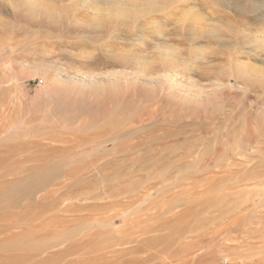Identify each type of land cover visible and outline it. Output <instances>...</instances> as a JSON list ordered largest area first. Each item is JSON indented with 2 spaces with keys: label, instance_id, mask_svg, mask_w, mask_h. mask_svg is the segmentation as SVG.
I'll use <instances>...</instances> for the list:
<instances>
[{
  "label": "rangeland",
  "instance_id": "rangeland-1",
  "mask_svg": "<svg viewBox=\"0 0 264 264\" xmlns=\"http://www.w3.org/2000/svg\"><path fill=\"white\" fill-rule=\"evenodd\" d=\"M95 233L264 264V0H0V264H88Z\"/></svg>",
  "mask_w": 264,
  "mask_h": 264
},
{
  "label": "bare ground",
  "instance_id": "bare-ground-1",
  "mask_svg": "<svg viewBox=\"0 0 264 264\" xmlns=\"http://www.w3.org/2000/svg\"><path fill=\"white\" fill-rule=\"evenodd\" d=\"M82 4V3H81ZM83 5V4H82ZM117 15H120V16H122L123 18H125L126 20L127 19H129V18H132L133 16H137V15H129V14H123V13H118ZM46 169V168H45ZM41 170V169H40ZM35 171V170H34ZM61 171V170H60ZM29 172V171H28ZM33 172V171H32ZM31 172V173H32ZM37 172H39V171H37ZM61 173V172H60ZM60 173H59V177H60ZM62 173H64V172H62ZM31 174H29V176H30ZM53 175H54V173H53ZM37 177H41V175H39V176H37ZM58 177V176H57ZM66 177V176H65ZM47 180V179H46ZM45 180V181H46ZM44 181V182H45ZM33 182V181H32ZM43 182V181H42ZM43 182V183H44ZM61 182V181H60ZM29 183V182H28ZM31 183V182H30ZM29 183V184H30ZM28 184V185H29ZM34 184V183H33ZM62 184V183H61ZM11 185V184H10ZM15 185V184H14ZM11 186H13V185H11ZM64 186H67V185H64ZM9 187L10 186H8V189H9ZM18 187H20V186H18ZM7 188V187H6ZM11 188V187H10ZM26 188V187H25ZM27 189V188H26ZM11 191H12V188H11ZM58 192V191H57ZM87 198H89V196H87ZM90 199V198H89ZM62 199H60V201H61ZM60 203V202H59ZM78 209H76L75 211H77ZM60 223H62L61 221H60ZM64 223H65V221H64ZM64 223H63V225H64ZM36 227V226H35ZM89 228V227H88ZM36 230V229H35ZM26 231H28V230H25V229H23L22 231H21V233H24V232H26ZM104 236V234L103 233H95V234H92L91 235V238L89 239V241H87V242H84V243H73V244H70V245H66L65 246V248H66V250L63 252V253H65V254H69V255H72L73 253H76V252H79V251H81V250H84V251H86V253L87 254H94V253H96L97 252V255L96 256H91L92 258H91V262H89L88 264H117V262H115V261H117V259H112L111 257H110V259H108L107 258V254H111V253H108L107 252V250L110 248L109 246H102V247H98V248H96L95 250H93V251H91V249L92 248H94L95 246H97V245H95L94 244V240L95 239H99V238H102ZM64 238H65V236H64ZM66 238H70V237H66ZM41 247V248H40ZM39 249H37L38 251H40L41 253H43V252H45V251H47V249L49 250L50 248H52V247H50V246H48V245H45V246H39L38 247ZM53 248H55V247H53ZM85 249H87V250H85ZM90 249V250H89ZM36 250V251H37ZM47 253V252H46ZM62 254V253H61ZM60 258V257H59ZM58 258V259H59ZM88 258V257H87ZM118 258V257H117ZM92 259H95V260H93L92 261ZM23 261V260H22ZM49 261V260H48ZM43 263V262H42ZM44 263H46V261H44ZM43 263V264H44ZM74 264H83V261L82 260H78V262L76 261V263H74Z\"/></svg>",
  "mask_w": 264,
  "mask_h": 264
}]
</instances>
